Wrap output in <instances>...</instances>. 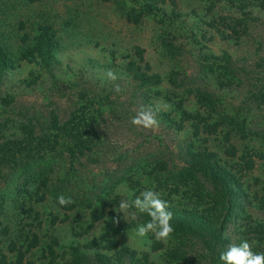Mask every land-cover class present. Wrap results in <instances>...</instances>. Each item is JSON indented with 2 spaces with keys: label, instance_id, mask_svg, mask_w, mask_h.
I'll use <instances>...</instances> for the list:
<instances>
[{
  "label": "trees",
  "instance_id": "obj_1",
  "mask_svg": "<svg viewBox=\"0 0 264 264\" xmlns=\"http://www.w3.org/2000/svg\"><path fill=\"white\" fill-rule=\"evenodd\" d=\"M38 1L42 0H27V3L34 4ZM205 1L209 2L206 8L208 12L216 5L227 8L223 11L225 16L232 12V17H219L222 21L221 25L218 24L221 30L219 27L217 30L223 39H240L255 26L258 31L256 30L253 38L257 37L258 33L259 38L255 40L254 52L243 60L230 53L217 57L201 56L204 64L206 63L205 66L201 61L198 64L203 76L199 72L195 74L200 75L199 78L206 86L211 87V91L199 89V92L192 95L205 111H188L183 106L177 108L165 99L164 102L171 106V111L182 115L181 121L189 124L188 128L180 125L174 130L176 125L169 112L156 113L158 129L175 134L174 139L179 141L175 148L176 158L162 154L159 149L166 147L154 129L139 126L142 130L141 139L136 149L115 155V158H112L115 167L112 169L105 168L103 163L106 147L118 148V142L112 139L110 143L112 134L109 136L107 126L122 121L130 124L142 107L151 108L153 111L156 108V102L150 101L146 92L145 95L142 94L145 88L159 85L162 78L157 73H151L152 68L146 61L144 51L138 48L137 58L144 64V68L135 66L129 55L121 56L123 61H127L128 68L108 65L114 73H123L120 76L125 80L124 84L103 79L102 76L97 78L93 86H78L70 82L75 87L76 98H73L74 101L67 111L62 112V109L59 110L55 103L46 98L38 110L21 108L20 112L6 116L7 121H0V177L5 175L7 170L10 177L17 175L15 187L21 184L24 178V184L34 183L38 192L42 188L55 198L61 194L70 196L74 203L67 206L57 203V206L77 214L82 210L86 211L84 215L89 217L91 225L103 221L107 210L118 206L122 199H134L154 184V190L161 193L162 199L170 206L168 211L172 213L174 232L169 238L173 239L174 243L165 254L169 264H205V261L215 264L221 262V253L226 251L232 242H264V202L258 199H263L259 196L260 192L264 194V162H261L264 161V0ZM83 6L85 8L86 4ZM76 8L82 10L80 6ZM70 12L67 10L64 20L71 19ZM143 12L148 16L162 14L172 24L187 22V17L180 21V14L174 11L170 12V15L162 13L154 4L145 3ZM194 16L198 17L196 14ZM204 18L210 20L197 19L203 26L215 30L214 18ZM249 24L254 25L251 27ZM19 25L18 31L25 33V24L19 22ZM64 25L65 31L69 24ZM36 29L34 36L24 34L19 40L20 59L35 63L41 70L45 68L49 76L55 79L59 60L55 57L54 50H57L55 48L60 46L62 40H58V31L50 22L37 24ZM190 33L195 37L193 29ZM154 36L161 42V46L170 50L178 49L174 44L175 36L170 35L172 39H166L159 34ZM100 52L105 53L103 50ZM114 53L115 51L111 52ZM10 62L9 52L0 39V82L14 69L9 66ZM107 71L106 68L105 73ZM207 71L216 77L207 75ZM74 76L76 74H68L66 78L74 80ZM83 84L86 85V81H83ZM116 84H119L120 92L114 91ZM125 90L131 95L130 100L120 102ZM230 90L232 98L243 99L236 108H230L223 100L224 92ZM15 99L9 95L0 98V109L4 115L7 113L6 109L15 103ZM252 105L262 111L263 115L254 117ZM109 113L110 118L107 116ZM13 116L18 119L12 118ZM259 118L260 120H257ZM134 127L136 128L135 125ZM151 139L158 142L157 152L139 154L140 148L146 144L151 145ZM129 156L133 157L132 162L126 165L129 168L121 175H116L122 168L118 163L126 161ZM223 159L237 160L232 164V172L228 163L223 165ZM256 161L261 162V176L252 173ZM90 165H93V168L88 170ZM247 175L258 188H254L253 196L250 194L252 187L243 180ZM109 177L110 181L106 179ZM123 184L128 190L135 191L132 197L121 194L124 190ZM15 192L17 196L28 195L26 189H18L17 192L15 188ZM36 198L44 200L42 196ZM5 203V199L0 196V215L5 213ZM233 211L240 212L244 217H239ZM122 215L118 224L110 222L102 228L106 236H113L108 242L100 241L103 246L98 240L92 239L84 244L78 243L68 247L70 253L76 257L75 264H153L149 255H144L138 260V253L121 246L115 236L145 224L150 217L146 213H138L137 220L132 221ZM230 215H236V223H239V228H235L231 234L228 232ZM9 232L7 228L4 233ZM52 240L54 245H58V240ZM111 251H114V254L107 256Z\"/></svg>",
  "mask_w": 264,
  "mask_h": 264
},
{
  "label": "rangeland",
  "instance_id": "obj_2",
  "mask_svg": "<svg viewBox=\"0 0 264 264\" xmlns=\"http://www.w3.org/2000/svg\"><path fill=\"white\" fill-rule=\"evenodd\" d=\"M145 3L154 4L162 10V13L169 15L170 12L174 11L182 16L180 21H184L187 17V22L172 24L162 14L145 15L143 14ZM83 4H86L85 8ZM208 4L209 2L205 0H42L34 4H28L27 0H0V39L9 52L11 59L9 66L14 68L0 82V98H6L8 95L10 98H16L15 103L6 109L5 115L0 109V121H7L6 116L20 112L21 108L38 110L46 98L53 104L55 103L59 110L62 109V112L67 111L68 106L74 101L73 98H76L75 87L72 86V83L84 87L93 86L100 76L107 79L105 71L106 68L108 71H112L108 66L110 64L119 68H128L126 66L127 61H123L121 58L123 55L131 56L135 66L144 68V64L140 63L137 58L138 48L144 51L146 61L152 68L151 73H157L162 78L159 85L145 88L142 95H145L146 92L150 101L156 102L155 107L157 104H161L162 107L163 103H166L164 102L165 99H168L177 108L183 106L188 111H205L192 95L199 92V89L211 91V87L206 86L204 81L199 78L203 71L198 69V64L201 62L203 66L206 64H204L201 56L217 57L224 53H230L243 60L254 52L255 40L259 38V33L256 35L257 37L253 38L256 30L258 31L255 26L249 29L248 34L244 32L246 35L240 39L236 37L233 40L223 39L217 28L222 22L219 17L225 16L223 11L227 8L216 5L212 11L208 12L206 9ZM76 6H80L82 10H78ZM67 10L71 11V19L64 20ZM194 13L200 20H210L204 18L205 16L214 18L215 30L203 26L200 20L195 18ZM226 16L232 17V12L227 13ZM19 22L25 24L26 29L23 30L25 33L18 31ZM43 22L52 23L58 31V40H62L60 46L55 48L57 50H54V55L59 60L55 79L49 76L45 68L41 70L35 63H29L25 59L21 60L19 56L21 50L19 40L23 38L24 34L34 36L37 33V24ZM65 23L69 24V27L64 31ZM192 29L195 37L191 36ZM219 29L221 30L220 27ZM158 34L169 39H172L170 35L175 36L174 44L178 49L170 50L161 46V42L156 40L154 36ZM102 50L105 53H101ZM114 51L115 53L111 54ZM115 72L118 74L115 73L118 77L116 81L124 84L125 80L120 76L123 73ZM196 72H199L200 75L197 76ZM215 72L216 70L213 73ZM68 74H76L75 79L66 78ZM206 74L211 73L207 71ZM211 75L216 77L215 74ZM83 81H86V85L83 84ZM174 85L183 88L179 89ZM126 91H124L123 98L121 96H113V98H122L120 102L130 100L131 95ZM224 94L223 100L230 108L240 106L243 101L242 98H232V90L225 91ZM251 108L254 117L258 118L263 115V112L257 110L253 105ZM219 110L221 111V109ZM161 112L171 114L176 125L174 130L180 125L185 128L189 127L188 123L181 121L182 115L174 114L171 108L161 110ZM107 116L110 118L111 114L109 113ZM8 118L10 119V117ZM12 118L18 119L16 116ZM110 124L107 126L109 136L110 134L113 136H111L110 143H112V139L118 142V148L106 147L107 152L103 163H105V168L112 169L115 167L112 159L115 158V155L124 153L125 150L136 149L135 147L141 139L142 130L139 126L135 128L131 121L130 124L123 121ZM154 132L162 138L163 146L166 148L159 149L157 140L151 139V145L146 144L140 148L139 154L157 152L159 149L163 155L175 157V148L179 143L177 139H174L175 134L169 131L170 134L163 132L158 128L154 129ZM179 138L182 139V137ZM131 154L138 155L136 153ZM132 160L133 157L129 156L126 161L123 160L118 163L122 168L116 175H121L127 170L129 167L126 165ZM236 162L235 159H223L222 163L224 166L225 163H228L230 165L229 170L232 172V164ZM261 162L256 161L252 172L256 176L262 175V168L259 166ZM92 168L93 165H90L88 170ZM8 173L9 171L6 170L5 175L0 177V196L6 201L5 213L0 215V264H5L4 262L6 264H75L76 257L68 249L70 245L84 244L92 239L98 240V243L113 239V236L112 238L106 236L102 228L112 222V218L117 215L114 212L115 207L107 210V215L103 221L91 225L89 217L84 215L86 211L82 210L80 214H77L60 209L57 206V197L44 192L42 188L39 192L36 191L34 183L25 185L26 180L24 178L21 180V184L15 187L17 175L14 174L13 177H10ZM110 177L106 179L110 181ZM243 180L252 187L250 194L253 196L255 194L254 188H258L248 179V175ZM123 185L125 186V184ZM153 185L151 184L150 188ZM15 188L17 192L18 189H26L28 195L17 196ZM131 192L135 194V191ZM36 196H42L44 200H38ZM259 196L263 199L259 197L258 199L264 202V194L260 192ZM233 212L239 217H244L240 212ZM119 215L121 216L122 213ZM230 216L229 234L235 228H239V223H236L238 217L236 215L235 217ZM7 228L10 232L4 233ZM133 230L115 235L121 246L136 251L138 260L144 255H149L153 264H169L165 254L173 246V239L169 238L167 242L157 241L149 233L141 241H137ZM76 234L82 236L75 237ZM52 238L58 240V245H54ZM102 243H100L101 246H103ZM249 243L252 244L254 252H264V242L258 243L253 240ZM121 246L120 248H122ZM113 254L114 251H111L106 255L112 256ZM21 260L23 261L21 262ZM203 263L206 264L207 261ZM215 264H224V262H216Z\"/></svg>",
  "mask_w": 264,
  "mask_h": 264
},
{
  "label": "clouds",
  "instance_id": "obj_3",
  "mask_svg": "<svg viewBox=\"0 0 264 264\" xmlns=\"http://www.w3.org/2000/svg\"><path fill=\"white\" fill-rule=\"evenodd\" d=\"M106 77L110 81H116L117 75L109 70L105 73ZM114 91L120 92L121 88L119 84L114 86ZM171 106L167 103L157 104L155 111L151 108H141L137 114L132 118L131 123L135 126H140L145 129H156L159 127V121L156 119V113L161 110H168ZM145 183L147 179L145 178ZM155 185L152 188H146L140 193L139 196L134 199H122L118 206L115 207L114 212L117 214L112 218L113 224L120 222L121 216L129 220H137L138 213H146L150 219L142 225H138L133 231L137 241H141L149 233L157 241L167 242L169 237L174 232L172 221V213L168 211L169 204L162 199L161 193L155 191ZM127 197H132L133 193L124 186L123 193ZM57 202L61 206H67L74 201L70 196L63 194L57 197ZM220 260L224 264H264V252H254L252 244L247 240L241 241L239 244H231L226 251L220 255Z\"/></svg>",
  "mask_w": 264,
  "mask_h": 264
}]
</instances>
